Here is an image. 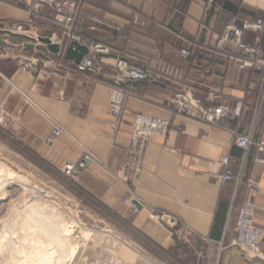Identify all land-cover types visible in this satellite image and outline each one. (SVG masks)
I'll return each mask as SVG.
<instances>
[{"label": "crops", "instance_id": "crops-1", "mask_svg": "<svg viewBox=\"0 0 264 264\" xmlns=\"http://www.w3.org/2000/svg\"><path fill=\"white\" fill-rule=\"evenodd\" d=\"M180 1L85 0L75 32L111 54L95 62L97 73H66L44 61L35 72L24 71L22 56L8 59L0 72L4 128L60 171L92 156L74 181L90 199L116 213L118 227L130 224L132 232L122 238L140 248L148 242L164 257L172 255L174 223L178 236L200 243L208 264L220 252L223 264H264V164L258 162L264 154L257 147L264 141V73L240 69L237 55L216 49L231 20L264 23V1L219 0L203 44L211 0H185L179 10ZM32 2L0 0V26L26 24ZM174 19L176 32L169 28ZM56 31L61 40L63 34ZM243 43L258 44L264 56V28L246 31ZM183 51H191L192 57L184 58ZM117 59L154 79L122 86L127 96L119 116L111 111ZM183 91L205 105L210 93H218L222 99L213 104L240 107V118L222 125L251 135L253 146L244 151L230 133L173 114L170 102ZM136 114L170 120L168 135L134 146ZM56 128L62 132L51 141ZM225 157L231 159L234 178L223 185ZM249 180L259 184L254 199L255 224L262 229L259 258L234 246L238 210L252 199Z\"/></svg>", "mask_w": 264, "mask_h": 264}, {"label": "built area", "instance_id": "built-area-1", "mask_svg": "<svg viewBox=\"0 0 264 264\" xmlns=\"http://www.w3.org/2000/svg\"><path fill=\"white\" fill-rule=\"evenodd\" d=\"M34 1L32 13L35 17L43 16L42 13L45 11L44 9H48L52 11L60 23L66 26V32L63 38L59 43H54L60 48L58 54L51 53L47 45L43 44V50L49 55L45 58L44 65L49 68H57L66 73H71L74 70L78 72H99V68L95 67V62L102 56L110 55L111 51L97 43H85L83 37L75 32V26L85 0ZM209 5L211 6V1H209ZM263 28V21L255 23L244 22L240 24L237 19H233L227 24L225 31L217 42L216 49L230 53L232 56L237 55L240 59V69H250L264 73V56L260 46L258 44L245 46L243 43V36L246 31L258 33L263 31ZM73 42L85 45L89 49V53L84 56L80 64H77L75 61L66 60L65 58L66 51ZM182 56L189 59L192 57V53L191 51H183ZM24 61H27L21 66L24 71L35 72L39 67V60L35 62L28 60ZM115 69L118 73L114 78L115 89L111 97V111L113 115L119 116L127 96V92L122 86L126 82L143 80H150V82H153L154 79L146 71L131 65L126 59H117ZM221 99L222 96L220 94L210 93L208 95L209 104L205 105L196 101L190 91H183L175 94L170 105L175 115L183 116L202 125L219 128L224 132L230 133L237 140V145L244 151H248L254 144L251 135L241 134L238 130H234L228 125H222L223 122L231 123L240 118L241 108L231 109L223 104H213L221 101ZM170 128V120L146 114H136L133 122L131 142L134 146H143L149 143L153 137H166ZM61 132L60 128H56L51 137V141L58 137ZM257 147L259 152L264 154V141H260ZM91 160H93V157L86 154L77 164L67 163L64 166L63 172L70 178H74L81 170L85 169L87 163ZM258 162L264 164V158L258 160ZM222 164L225 171L221 176V183L224 185L234 178V171L231 167L230 157L223 158ZM246 186L251 192L252 199L245 202L238 210L234 246L244 253L259 258L262 255L260 242L262 229L255 224L257 205L254 200L258 195L259 184L254 180H249ZM172 227H175L174 223ZM215 264L220 263L216 262Z\"/></svg>", "mask_w": 264, "mask_h": 264}, {"label": "rangeland", "instance_id": "rangeland-1", "mask_svg": "<svg viewBox=\"0 0 264 264\" xmlns=\"http://www.w3.org/2000/svg\"><path fill=\"white\" fill-rule=\"evenodd\" d=\"M34 2L33 0L30 9L31 16L26 24L0 26V38L6 45L0 48V72L8 59H24L31 62L39 60V63H43L49 55L43 50V43L39 41V38H51L59 43L60 38L56 37L55 30L63 35L66 32V26L60 23L48 9H44V16L35 17L32 13ZM24 62L27 61H23V64ZM1 86L2 78L0 77ZM2 115V110H0V167L5 166L17 176L27 177L33 185L54 194L62 204L57 206L59 212L73 216L82 226L94 230L90 237L76 236L79 249L73 255L72 262L68 264H150L114 238L105 236L104 232L111 230L124 238L123 234L132 232L130 224L118 227V217L114 211L90 199L76 184L74 178H70L65 172L56 169L34 151L22 145L10 130L4 128ZM22 193L18 186H13L9 190L7 202L0 203V220L8 215L12 205L24 206ZM27 199L31 201L33 197H27ZM170 226L175 236L177 235L176 247L172 255L166 253L164 257L163 252L156 251L153 244L148 242H143L145 247L140 248L137 243L128 239L126 241L157 264H208L210 257L206 255V252L203 257L200 255V247H198L200 243L184 240L182 236H178L179 229ZM76 230H78L77 227ZM146 247L155 250L157 255L151 254ZM244 254L249 258H255L248 253ZM216 262L223 264L222 252L211 264Z\"/></svg>", "mask_w": 264, "mask_h": 264}, {"label": "bare ground", "instance_id": "bare-ground-1", "mask_svg": "<svg viewBox=\"0 0 264 264\" xmlns=\"http://www.w3.org/2000/svg\"><path fill=\"white\" fill-rule=\"evenodd\" d=\"M52 41L56 43L53 39ZM13 186H18L23 192L24 206L12 205L8 215L0 220V264L72 262L73 255L79 249L76 236L87 238L94 230L82 226L73 216L59 212L57 206L62 204L54 194L33 185L27 177L17 176L12 170L1 166L0 203L7 202L9 190ZM27 197H33V200L28 201ZM104 233L150 264H157L136 250L122 236L111 230Z\"/></svg>", "mask_w": 264, "mask_h": 264}, {"label": "water", "instance_id": "water-1", "mask_svg": "<svg viewBox=\"0 0 264 264\" xmlns=\"http://www.w3.org/2000/svg\"><path fill=\"white\" fill-rule=\"evenodd\" d=\"M185 0H181L180 4H179V10L180 8L183 6ZM204 1H208V0H204ZM219 0H211V6H210V10L209 13L205 19V29L202 32V35L200 36V43H205L206 41V34L208 31V28L211 24V21L215 15L216 12V8L218 5ZM179 15L176 16V18H178ZM175 18V19H176ZM174 20H172L169 23V28L173 31H177V29L174 26ZM39 41L45 45H47L48 50L53 53V54H58L60 51V48L57 44H54L51 39L46 38V37H41L39 38ZM4 45V40L0 39V48L3 47ZM89 53V49L87 46L81 45L77 42H73L69 48L66 51V55L65 58L66 60L69 61H75L77 64H80V62L82 61V59L84 58L85 55H87ZM133 204L138 208L141 209L142 206L140 205V203L138 201H133Z\"/></svg>", "mask_w": 264, "mask_h": 264}]
</instances>
